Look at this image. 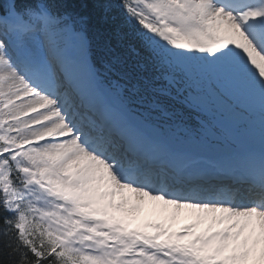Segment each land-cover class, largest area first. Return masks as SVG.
<instances>
[{"label": "snow or ice", "instance_id": "6c2138e0", "mask_svg": "<svg viewBox=\"0 0 264 264\" xmlns=\"http://www.w3.org/2000/svg\"><path fill=\"white\" fill-rule=\"evenodd\" d=\"M0 264H264V0H0Z\"/></svg>", "mask_w": 264, "mask_h": 264}, {"label": "rangeland", "instance_id": "374dc122", "mask_svg": "<svg viewBox=\"0 0 264 264\" xmlns=\"http://www.w3.org/2000/svg\"><path fill=\"white\" fill-rule=\"evenodd\" d=\"M160 208L161 206L156 205V204L145 206L144 208H142L136 213L138 220L132 226L137 227V226H141L148 222H158L157 219L159 218L170 217L171 210H169L168 212L162 213ZM186 214H188L187 211H182L176 218H179Z\"/></svg>", "mask_w": 264, "mask_h": 264}, {"label": "trees", "instance_id": "16d2710c", "mask_svg": "<svg viewBox=\"0 0 264 264\" xmlns=\"http://www.w3.org/2000/svg\"><path fill=\"white\" fill-rule=\"evenodd\" d=\"M115 2V0H114ZM102 44V40H95L94 39V45H93V50H92V53H91V60L90 62L94 63L95 65V68L98 70V71H103L102 67H101V61L102 59L106 58L103 53H101L100 51V45ZM113 44H115V41H113ZM127 44H130L131 46L133 47H136L137 48V51H140V48H139V45L136 43L135 40H129L127 42ZM126 44V46H127ZM116 51L118 53H120L121 55H124L125 53L122 51V49L120 48H117ZM127 55H131L130 53H128ZM141 55H143V52H141ZM105 75H107V73H105Z\"/></svg>", "mask_w": 264, "mask_h": 264}, {"label": "bare ground", "instance_id": "6f19581e", "mask_svg": "<svg viewBox=\"0 0 264 264\" xmlns=\"http://www.w3.org/2000/svg\"><path fill=\"white\" fill-rule=\"evenodd\" d=\"M161 219V220H160ZM192 218L189 214L176 218L175 220H171L170 217L159 218L157 221L164 222V223H171L174 229H179L183 227L184 224L190 223Z\"/></svg>", "mask_w": 264, "mask_h": 264}]
</instances>
